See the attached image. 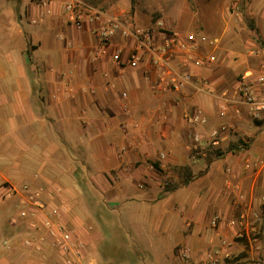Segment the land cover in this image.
Instances as JSON below:
<instances>
[{"label": "crops", "instance_id": "obj_1", "mask_svg": "<svg viewBox=\"0 0 264 264\" xmlns=\"http://www.w3.org/2000/svg\"><path fill=\"white\" fill-rule=\"evenodd\" d=\"M206 1L210 18L202 21L203 35L217 44L200 46L197 55L214 52L217 63L213 68L192 63L189 86L157 93L148 61L123 69L110 56L94 62L97 43L88 31L75 30L57 17L35 24L39 1L0 0V264L41 260L20 243L36 233L17 220L19 208L12 212L20 196L6 199L8 187L63 189L62 223L87 242L84 264L136 259L141 264H206V252L222 247L211 226L214 217L230 220L246 212L252 225L254 214L261 216L264 166L254 162L264 160V120H252L236 103V93L246 69L264 72V57L257 65L251 53L244 65L228 61L225 46L236 41L225 16L228 2ZM250 1L254 19L263 26L264 0ZM233 51L230 55L236 57ZM123 93L128 94V110ZM225 100L229 115L221 117ZM195 108L208 117V124L197 130L202 138L224 123H234L236 132L221 142V149L207 146L194 157V130L184 114ZM160 153L166 154L165 162H159ZM245 159L251 168L246 169ZM166 177L177 187L165 191ZM88 200L84 226L77 209ZM250 225L246 232L260 238L262 250L252 255L242 240L224 248L229 258L220 264H264L263 221ZM220 228L224 232L223 224ZM109 231L132 241L122 256L106 249ZM6 240L14 245L10 252L3 249ZM184 246L193 251L188 261L181 258ZM45 251L47 264L63 260L57 251Z\"/></svg>", "mask_w": 264, "mask_h": 264}, {"label": "built area", "instance_id": "obj_2", "mask_svg": "<svg viewBox=\"0 0 264 264\" xmlns=\"http://www.w3.org/2000/svg\"><path fill=\"white\" fill-rule=\"evenodd\" d=\"M43 8L39 10L34 23L49 14ZM62 18L65 24L78 31H88L95 39L97 46L91 55L94 62L110 56L111 62L123 69L136 68L144 61H148L154 76L153 88L157 93L181 92L189 86L192 83V74L187 68L192 63L197 67L213 68L218 61L214 52L205 57L197 55V49L202 45L216 48L217 40L169 29L162 20L146 26L138 25L125 14L107 12L84 0H69L63 7ZM117 37L121 39V43L115 42ZM251 55L255 54L251 52ZM176 63L186 69L180 70ZM240 78L236 93L238 102H235L245 108V112L252 117V120H264V72L247 70ZM82 90L84 93H95L94 88H83ZM69 91L72 92L71 89ZM122 97L125 100L124 109L128 110V94L123 93ZM234 113L240 114V110L236 109ZM227 115H229V106L228 100H225L224 105L220 107L219 116ZM184 118L187 125L194 130L190 148L194 157L207 146L221 149V142L236 132L234 123H224L213 128L208 138L205 139L197 131L208 124V117L204 111L201 108H195L186 112ZM166 158L165 153H160L158 160L162 163L166 161ZM254 165L263 167L264 160L257 158ZM245 167L246 169L251 168L249 159H245ZM228 172L230 173L229 170ZM169 182L170 178L166 177L164 184ZM63 194L64 191L59 186L25 185L22 189L6 188V199L11 200L16 195L20 196L17 220H22L26 228L36 233L35 236H28L20 243L24 248L33 249L41 256L40 264H47L46 249L57 251L62 256L63 260L59 264H84L85 246L82 242H78L74 232L62 223V215L66 211ZM240 200L244 201L243 196ZM261 208V216L254 214L252 225H250V218L246 212L230 220H225L220 216L214 217L211 226L217 230L216 236L222 240V247L206 252L204 262L220 264L224 259L229 258L225 249L240 239L247 240L252 255L259 253L262 250L260 238L257 235H248L246 230L247 226L255 227L262 222L264 198ZM222 224L225 233L222 232L223 229L219 230ZM3 249L10 252L14 249V245L6 240L3 243ZM2 255L3 252L0 251V259ZM192 257V248L184 246L181 249L182 260L188 261Z\"/></svg>", "mask_w": 264, "mask_h": 264}, {"label": "rangeland", "instance_id": "obj_3", "mask_svg": "<svg viewBox=\"0 0 264 264\" xmlns=\"http://www.w3.org/2000/svg\"><path fill=\"white\" fill-rule=\"evenodd\" d=\"M39 1L40 9L48 11L49 14L46 15L41 21L48 17H57L63 22L62 11L64 5L69 0H33ZM85 2L94 5L102 10H108L110 12L125 14L129 18H131L134 22H139L142 24H154L159 20H162L167 28L176 29L183 32L195 33L201 37H203V28L202 21L205 22L208 17L210 10L207 9L209 2L206 0H135V3L132 0H84ZM216 0H211L215 2ZM228 2V6L225 8V16L226 19L229 20V31L234 34V38L236 41H230L225 46V56L229 61L231 58L235 60H241L242 64L247 61V55L250 56V53L253 51L257 56L253 61L257 63L262 62V58L264 57V25L257 22L252 15V2L250 0H225ZM239 6V9H238ZM39 9V10H40ZM39 12L37 14V17ZM36 17V19H37ZM38 20V21H40ZM37 21V22H38ZM37 24V23H35ZM64 24V23H63ZM174 28V29H173ZM202 34V35H201ZM244 44V45H243ZM239 47V48H237ZM237 48V49H234ZM254 48V49H249ZM236 54V57H231V52ZM248 57V58H251ZM262 64V63H261ZM249 69V68H248ZM246 69V71L248 70ZM252 69V68H251ZM245 72V71H244ZM242 76V75H241ZM219 154H217L218 156ZM216 156V155H215ZM177 187L171 181L168 184L163 183V187L165 191L172 190V187ZM20 202V201H19ZM14 204V203H13ZM18 204V206H17ZM88 204L89 200L86 203H83L80 207H78L79 217L82 222H84V226L88 225ZM15 208L11 209L13 213L15 210H19L18 201L15 202ZM87 205V206H86ZM19 208V209H18ZM264 224V218L262 219ZM112 232H108L109 240L105 242V246L108 252L112 254H118V256H122L124 253V249L129 248L131 246L132 241L128 238L120 237L119 234H112ZM75 238L78 242H82L85 247H87V242L83 239L81 235ZM243 239L237 240V243H242ZM76 241V242H77ZM247 243V240H245ZM129 244V246L127 245ZM248 244V243H247ZM246 245V244H244ZM249 248V245H248ZM118 249V250H117ZM105 251V250H104ZM132 252V250H129ZM129 264H141V261L129 260L127 261ZM126 260H123L119 264H128ZM152 264H158L157 261H152ZM143 264V263H142Z\"/></svg>", "mask_w": 264, "mask_h": 264}, {"label": "trees", "instance_id": "obj_4", "mask_svg": "<svg viewBox=\"0 0 264 264\" xmlns=\"http://www.w3.org/2000/svg\"><path fill=\"white\" fill-rule=\"evenodd\" d=\"M133 3H135V0H132Z\"/></svg>", "mask_w": 264, "mask_h": 264}]
</instances>
